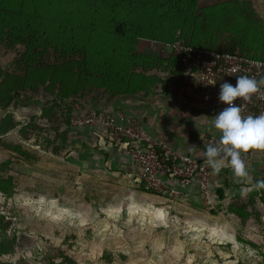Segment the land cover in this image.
Returning a JSON list of instances; mask_svg holds the SVG:
<instances>
[{
    "label": "rangeland",
    "instance_id": "rangeland-1",
    "mask_svg": "<svg viewBox=\"0 0 264 264\" xmlns=\"http://www.w3.org/2000/svg\"><path fill=\"white\" fill-rule=\"evenodd\" d=\"M74 1L25 0L21 13L14 12L17 3L1 2L0 81L14 75L29 88L0 107V120L10 114L13 124L0 136V264H46L61 254L76 264H264V189L254 187L264 180L259 155H241L247 176L228 179L221 197L216 192L202 202L144 192L135 176L119 171L93 173L94 140L78 142L77 130L93 129L73 119L100 111L91 104L112 96L106 87L135 83L140 67L146 79L152 73L158 86H168L171 56L153 34H137V15L147 21V32L159 31L163 40L194 43L202 36L201 28L193 29L199 17L169 10L159 15L149 2L131 0L135 26L119 37L112 31L115 18L100 13L113 0H86L96 6L91 13L79 11L81 0ZM240 1L243 18L235 30L215 34L223 39L217 50H240L237 43L251 36V23L264 34V0ZM212 19L204 18L206 27ZM32 21H41L43 40L28 57L19 36L29 40ZM136 53L156 60L141 66ZM50 66L76 80L84 73L86 87L60 97L58 86L46 82Z\"/></svg>",
    "mask_w": 264,
    "mask_h": 264
},
{
    "label": "built area",
    "instance_id": "built-area-1",
    "mask_svg": "<svg viewBox=\"0 0 264 264\" xmlns=\"http://www.w3.org/2000/svg\"><path fill=\"white\" fill-rule=\"evenodd\" d=\"M181 66L177 78L179 98L187 106L220 111L225 105L219 102V85L225 81L235 84L236 76L247 75L259 81L264 78V61L239 53L218 52L190 46L176 41L170 47ZM241 115H258L264 112V85H260L248 101L237 98ZM74 125H82L105 134L109 141L119 143L135 180L147 189L162 196L178 197L180 188L195 185L206 195L211 172L204 158L172 151L162 142L152 140L139 122L123 112L98 111L76 117ZM209 137L206 144H217Z\"/></svg>",
    "mask_w": 264,
    "mask_h": 264
},
{
    "label": "trees",
    "instance_id": "trees-1",
    "mask_svg": "<svg viewBox=\"0 0 264 264\" xmlns=\"http://www.w3.org/2000/svg\"><path fill=\"white\" fill-rule=\"evenodd\" d=\"M3 0H0V21L4 22V14L2 13L3 5H1V2ZM25 0H11V3L15 2L18 4L17 9L14 10V12L17 10L18 13H21L24 8V3ZM114 5L107 6V8L101 9L100 13H103L104 16L107 18L112 16L115 18L112 23V31L114 34L117 36H125V28H131L135 26L134 22V17L135 14L132 13L133 10H135V4L130 2L131 0H113ZM132 1H139V0H132ZM149 2L150 4L153 5V12H157L159 15H163L164 12L169 10L171 13L178 14L177 16H183L186 14H190L191 17L198 16L199 18H196L194 24H193V29L195 30L198 28L202 29L201 34L198 38L196 37L195 42H192L190 40H185L183 38H175V39H168V40H163L162 35L157 32L151 33L150 31H146L144 29V26L147 24V21L142 20L141 15L137 17L140 19L139 22H137V34L140 36L142 35H148L149 37L146 38H151L152 34L155 40L153 39L154 42L159 43L161 46L160 48H164L167 50V53L171 56V58L167 61L170 69V80L167 83L168 88L169 85H175L178 86V80L177 78L181 74V66L179 64V60L170 53L169 47L175 43L176 41H184L185 43L189 44L190 46L197 47V48H203V49H209L213 51H218V52H226V53H239L242 55H245L247 57L259 59L261 61H264V34L263 31L260 27L254 25L251 23V27L249 30V33L251 36L249 38H243L244 43H237L238 48L240 50L235 51L234 49H230L231 51H226V50H217L218 45H223L222 40L219 39L215 34H219L220 36H223V33L225 32V28L229 31L235 30L236 27L239 25V22L243 16L241 15L244 11L243 7L241 6V1L240 0H144ZM70 3L69 1H67ZM73 2H75L73 0ZM68 6H66L67 8ZM96 7V6H95ZM95 7L91 5H87L86 0H81L80 7H77V9H83L84 11L87 9L91 13V8L95 9ZM205 7V8H204ZM163 10V11H162ZM12 11V8H10V12ZM64 13V9L61 10ZM12 13V12H11ZM13 14V13H12ZM215 14V15H213ZM3 15V16H2ZM17 15V14H15ZM21 15V14H20ZM96 15L93 14V16ZM216 16V20H213V22H210L209 26L207 24L205 25L204 18H207L209 16ZM253 16V15H251ZM26 17V14L24 13V19ZM26 23V22H25ZM40 22H34L32 21L30 26L27 25V28H31L33 32H30V34H27L29 37V40H26V37L23 36V34H20V38L25 45L26 48V56L30 57L32 56L36 49V44L37 40H43V38H39L38 34L42 33L43 29L38 30L37 25H39ZM35 31V32H34ZM157 33V34H156ZM37 36V37H35ZM236 40V37L232 38ZM133 42V37L131 39ZM131 45V44H130ZM135 51V49H134ZM133 52V51H132ZM135 53V52H134ZM32 54V55H31ZM258 54V55H257ZM115 56H120V53H113ZM138 57H140L141 61V66L145 64V62L149 60H156L155 58H151L150 56L146 55H141L137 54ZM159 57V56H158ZM29 60V59H28ZM132 61V60H131ZM46 72V71H45ZM47 75H46V82L48 87H51L52 85H57L58 86V93L60 94V97L65 96L69 97L71 94H76L77 90H83L86 87L85 84V77L84 73L82 75H79L78 80L72 79L70 75L61 67H53L50 66L47 68ZM87 75V74H86ZM154 74L151 73L150 79L145 78V73H144V68L140 67V70L137 75V80L132 83H126L125 85H122L120 87H106V90L109 89L110 94L112 96H121V95H135L138 90L141 92L143 91L145 94H148L151 92L153 87H156L159 85L161 82H157L160 80V78H157L156 80V75L152 76ZM33 86V84H32ZM163 87V85H162ZM25 88V89H23ZM29 88L28 82L23 81L22 78H17V76L14 75H8L0 81V107L6 108L8 104L14 99L15 97L18 96V94L24 90ZM105 89V87H104ZM58 95V94H57ZM4 103V104H3ZM9 115L6 119L0 120V136L6 133L8 130L13 128V124L11 122V119H9ZM141 187L144 192L156 194L153 191L146 189V187L141 184ZM221 190H217V195L221 197ZM158 195V194H156ZM5 247L2 246L0 243V255L3 254ZM46 264H76L75 261L70 257L65 254H61V257H59V260H54L50 258L48 261H46Z\"/></svg>",
    "mask_w": 264,
    "mask_h": 264
},
{
    "label": "crops",
    "instance_id": "crops-1",
    "mask_svg": "<svg viewBox=\"0 0 264 264\" xmlns=\"http://www.w3.org/2000/svg\"><path fill=\"white\" fill-rule=\"evenodd\" d=\"M178 94V86L169 85L168 89L156 86L148 94L138 90L135 95L108 96L103 102H92L91 106L93 110L123 112L133 116L152 140L162 142L172 151L204 158L203 150L207 145V138L213 137L219 140L220 133L209 124L211 116L218 111L182 104ZM77 131L79 143L82 137L89 136L91 141L94 140L93 149H89V163L93 173L115 170L125 173L127 177L135 176V170L131 168L119 143L109 141L106 135L94 129ZM81 155L78 152V158H86ZM241 155H253V157L259 155L264 160V150L250 149ZM231 171L223 167L218 174L213 175L210 169V186L206 195H201L195 185L184 188L177 186L180 196L177 199L206 202L217 190L228 185L226 183L228 179L235 177Z\"/></svg>",
    "mask_w": 264,
    "mask_h": 264
},
{
    "label": "clouds",
    "instance_id": "clouds-1",
    "mask_svg": "<svg viewBox=\"0 0 264 264\" xmlns=\"http://www.w3.org/2000/svg\"><path fill=\"white\" fill-rule=\"evenodd\" d=\"M264 85V78L257 79L240 75L236 76L235 84L227 81L219 85L218 101L225 107L211 116V128L220 133L217 144H208L203 150L206 164L213 175L225 166L231 167L236 177H246L247 170L241 153L250 149L264 150V112L258 115H241V106L234 103L237 98L248 101ZM257 189H264V180H257Z\"/></svg>",
    "mask_w": 264,
    "mask_h": 264
}]
</instances>
